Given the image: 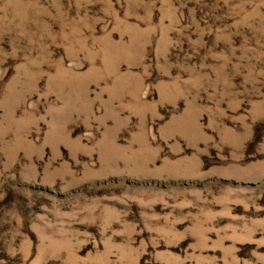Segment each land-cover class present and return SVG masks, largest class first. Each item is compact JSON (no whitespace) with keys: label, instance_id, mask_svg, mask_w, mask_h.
<instances>
[{"label":"rangeland","instance_id":"1","mask_svg":"<svg viewBox=\"0 0 264 264\" xmlns=\"http://www.w3.org/2000/svg\"><path fill=\"white\" fill-rule=\"evenodd\" d=\"M0 264H264V0H0Z\"/></svg>","mask_w":264,"mask_h":264}]
</instances>
